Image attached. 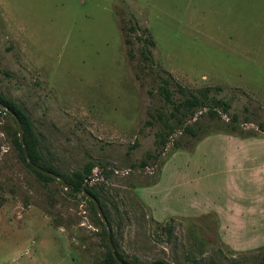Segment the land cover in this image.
Here are the masks:
<instances>
[{"label": "rangeland", "instance_id": "rangeland-1", "mask_svg": "<svg viewBox=\"0 0 264 264\" xmlns=\"http://www.w3.org/2000/svg\"><path fill=\"white\" fill-rule=\"evenodd\" d=\"M148 34L155 72L221 88L210 95L228 111L196 113L198 140L159 142L170 122L140 54ZM0 96L26 115L39 166L66 183L96 166L126 264H264V0H0ZM14 132L0 115V264L103 260L90 199L36 177Z\"/></svg>", "mask_w": 264, "mask_h": 264}, {"label": "trees", "instance_id": "trees-1", "mask_svg": "<svg viewBox=\"0 0 264 264\" xmlns=\"http://www.w3.org/2000/svg\"><path fill=\"white\" fill-rule=\"evenodd\" d=\"M122 34L124 35V43L125 45H129L130 44V40L128 37V33H127V29L124 25H122L120 27ZM128 30L131 32H137L140 30V27L138 25L137 22L133 21V25L128 27ZM144 32H148V29H145ZM137 39L140 41L142 49L140 51V54L142 56V60L144 62L147 63L146 68H140L141 70L146 69L148 74L152 73V74H156L157 77L160 79V84L158 86V94L162 99V102L164 104V107L166 108V114H167V118L168 121L170 122V129L167 131H164L163 133H158V137H159V142H161L162 144L165 143L167 140H169L172 135L178 133V131L180 132L178 135L181 136L183 134L188 135L190 138L198 140L201 138V135L199 133V129H196V124H197V120H193V117L196 113L204 111L205 113L201 112L199 113L201 116L207 114V115H217L221 113V114H226L229 108L228 103H226L225 101L216 98L215 96H211L210 93L212 90L215 91H221L220 87H215L214 89L211 88H202L199 89L195 92L191 91V90H185L183 87H181L178 83H176L172 77L166 73V72H162L163 75L155 72V60L152 54L151 49L154 48V41L152 39V37L150 36V34H148V36L142 38L141 36H138ZM130 49H126V53L129 56L130 55ZM177 94L179 95V97H177ZM0 103L3 104L4 106H6L7 108H9L11 111H13L15 113V115L17 116V118L20 121L21 124V128H22V134H23V141H24V145L26 147L27 150V154L29 156V159L31 160V162L35 165H37L38 167H41L38 165V162L40 160V156L39 154L36 152L35 150V146H36V141L35 139L32 137L31 131L29 129V122L27 120L26 115L14 104L12 103L10 100L5 99L3 97L0 96ZM0 115L4 116L6 118H9L13 124V126L15 125L14 119L11 117V115L9 113H7L6 111L0 109ZM228 127H230L231 129H236L239 124L236 122V118L234 116H232L229 119V122L226 124ZM258 129L261 131H264V122L263 123H258L257 125ZM16 128V127H15ZM13 143L18 151L19 154V158L20 160L23 162V164H25V166L32 171L36 177L45 180V181H49L50 178L47 176H44L36 171H34L25 161L23 154H22V150H21V146L19 144L18 141V136H16V133H13ZM205 133H203L204 135ZM179 139L180 137L176 138L175 140L171 141L172 145L175 148H179L180 147V143H179ZM96 166L91 164V163H87L84 165L82 172L81 173H74L73 178L67 181V184L69 186V188L73 191V192H86L89 195H91L92 197H94L104 216L105 212H104V208H103V202H102V195L101 193H98L97 190L95 189L94 185H91L90 182L95 179V175L93 173V169ZM44 170L47 171H51L48 168H43ZM102 169L103 173H110L112 172L111 170H108L106 167H100ZM53 172V171H51ZM55 173V172H54ZM65 180V179H64ZM106 218V217H105ZM108 224V223H107ZM113 248H114V255L118 258V260H120L121 263L126 264L125 261L123 260V258L119 255V252L117 250V247L115 245V243H112ZM114 255L111 254L108 245H107V251H106V255L103 258V260L97 262L96 264H117L116 260L114 258ZM152 264H167L165 261L163 260H156L154 261Z\"/></svg>", "mask_w": 264, "mask_h": 264}, {"label": "water", "instance_id": "water-1", "mask_svg": "<svg viewBox=\"0 0 264 264\" xmlns=\"http://www.w3.org/2000/svg\"><path fill=\"white\" fill-rule=\"evenodd\" d=\"M0 109L6 111L7 113H9L11 115V117L14 119V122H15V127H16V131H17V136H18V141H19V144L21 146V150H22V154H23V157L26 161V163L36 172L44 175V176H47L51 179H54V180H57L60 185H61V188L63 190H65L66 192L70 193V194H82L84 196H86L88 199H90V201L92 202L101 222L103 223L104 227H105V235H106V240H107V245H108V248L111 252L112 255H114V249H113V246L110 242V238H109V229H108V226H107V222H106V219H105V216L103 215L102 213V210L97 202V200L92 197L91 195H89L88 193L82 191V192H73L67 185V183L65 182V180L58 174L54 173V172H51V171H47V170H44L42 169L41 167H38L37 165L33 164L31 162V160L29 159V156L27 154V150H26V147L24 145V141H23V134H22V128H21V124H20V121L19 119L17 118V116L15 115V113L13 111H11L9 108H7L6 106H4L3 104L0 103ZM244 127H247L246 125H244ZM114 258L116 260V263L117 264H123L120 262V260H118V258L114 255Z\"/></svg>", "mask_w": 264, "mask_h": 264}]
</instances>
